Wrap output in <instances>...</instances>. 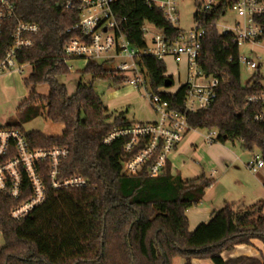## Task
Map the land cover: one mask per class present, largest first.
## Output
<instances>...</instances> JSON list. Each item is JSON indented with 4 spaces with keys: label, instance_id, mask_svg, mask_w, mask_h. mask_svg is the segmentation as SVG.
I'll return each mask as SVG.
<instances>
[{
    "label": "trees",
    "instance_id": "1",
    "mask_svg": "<svg viewBox=\"0 0 264 264\" xmlns=\"http://www.w3.org/2000/svg\"><path fill=\"white\" fill-rule=\"evenodd\" d=\"M10 1L19 20L40 29L34 45L18 59L20 65L32 68L24 79L31 93L21 107L41 105L47 120L64 126L60 137L39 132L25 137L34 149H67L64 175H82L92 188L53 192L46 203L19 221L10 217L16 202L0 193V233L4 240L0 264H173L175 259H182L185 264H193L194 260L264 264V258L225 261L222 257L238 246H250L255 240L264 245V202L242 210L227 204L190 232L186 212L201 204L213 180L202 175L183 181L172 175L170 164L157 178H150L146 171L135 176L123 174L125 142L106 145L104 139L114 129L134 123L124 114L111 121L93 83L80 81L75 94L70 96L66 86L58 82V78L70 75L64 65L63 50L75 38L74 33L67 31L80 21L78 9L66 11L57 0ZM195 1V23L205 30L198 63L205 75L219 81V86L216 102L206 110L188 113V123L193 131H217L215 144L239 142L244 151L257 150L264 161V123L255 122L256 110L246 107L251 88L241 84L239 48L232 34H221L217 28L220 18L236 0H216V6L208 12H201V0ZM114 11L119 19L126 20L127 40L140 50L146 48L142 34L145 23L172 39L181 32L144 0H119ZM255 21L264 29V17ZM11 44L12 30L7 29L0 38V58ZM137 64L150 92L156 94L167 80L172 82L165 77L167 68L163 61L143 57ZM81 74L93 80L109 77L118 85L126 84L119 73L108 70L106 65L88 63ZM44 84L50 88L47 97L35 92L36 87ZM185 95V90L180 89L163 98L173 110L184 113ZM5 127L24 134L20 125Z\"/></svg>",
    "mask_w": 264,
    "mask_h": 264
},
{
    "label": "built area",
    "instance_id": "2",
    "mask_svg": "<svg viewBox=\"0 0 264 264\" xmlns=\"http://www.w3.org/2000/svg\"><path fill=\"white\" fill-rule=\"evenodd\" d=\"M66 11L78 9L80 21L67 33L75 34L64 48L65 67L71 61L85 60L97 65H109L116 60L121 63L116 71L123 78L131 73V79H124L126 85L143 89L157 120L151 123H137L131 127L114 129L104 144L124 141L125 160L123 174L135 176L144 171L150 178L164 174L169 158L193 131L187 119L188 113L210 108L217 100L219 81L205 75L198 63L201 55V40L205 34L200 23L188 33L182 31L172 39L155 26L145 23L142 34L146 48L140 50L131 45L124 33L125 19H119L114 7L119 0H57ZM149 8L160 11L165 21L177 28L179 22L178 0H144ZM216 0H201V12H208L216 6ZM230 11L237 14L240 22L234 27H223L221 34H232L234 43L240 48L254 44L264 48V29L255 21L264 17V2L259 0H236ZM7 29L12 30V44L0 58V79L7 74L22 76L29 65H20L19 56L34 45L40 29L35 24L19 20L15 5L10 0H0V38ZM152 37V45L147 39ZM143 57H154L159 61L171 59L177 65L186 60V78L180 89L185 90L184 113L173 110L163 95H175L170 88H161L158 93L150 92L148 82L137 61ZM254 72L247 83L251 92L246 98V107H253V120L264 123V75L260 74L262 63L252 59H239ZM167 74V73H166ZM166 77V75H165ZM217 131H211L206 138L210 146L215 144ZM65 148L34 149L25 134L15 128L0 127V193L16 202L10 211L11 219L19 221L28 217L42 206L53 192H70L92 188L90 181L82 175H64V164L68 158ZM253 173L264 169L261 156L248 164Z\"/></svg>",
    "mask_w": 264,
    "mask_h": 264
},
{
    "label": "rangeland",
    "instance_id": "3",
    "mask_svg": "<svg viewBox=\"0 0 264 264\" xmlns=\"http://www.w3.org/2000/svg\"><path fill=\"white\" fill-rule=\"evenodd\" d=\"M177 10L179 22L177 28L183 33H188L196 26L194 16L198 11L195 0H178ZM241 20L236 13L227 11L217 23V28L222 33L223 27H234ZM148 45H152V37L147 39ZM239 54L242 58L252 59L257 63H262L260 74L264 75V48L254 44H246L239 48ZM127 60H116L110 63L107 69L113 71ZM87 65L85 60L71 61L69 66L72 67L70 75L58 78L61 85L66 86L70 96L76 92L77 85L80 81L84 84L93 83L94 92L102 97L105 107L108 109V115L111 121L124 114L129 122H145L152 121L156 118L149 102L143 97L142 88L134 90L126 84L118 85L112 78L93 80L91 76H83L81 73ZM241 68V84L245 86L254 76V72L249 68L240 64ZM169 74L174 73V68L170 62H167ZM32 68L26 67L22 76L18 74H7L0 79V127L7 125H20L24 134L39 132L47 137H60L63 134L64 126L62 124H54L46 119L44 115V107L33 104L22 106L31 90L24 85V79L31 74ZM114 74V73H113ZM183 76V75H182ZM131 73L123 75V79H131ZM183 78V77H182ZM175 87L179 85L178 78L175 79ZM173 88V87H172ZM49 86L44 84L35 88L36 94L47 97L49 94ZM207 130L191 131L182 145L185 146L184 151L174 160V173L184 180H192L205 175L208 179L213 180L211 192H208L206 203L220 199L221 196H230L233 200L243 201L248 204L256 203L255 191L259 186L257 180L258 174L253 173L248 168V164L252 162L259 152L244 151L239 142H228L227 148L238 156L237 161L230 167L228 173L221 170V165L207 153L210 145L206 141L209 135ZM264 171V169L262 170ZM260 170L259 174L262 172ZM237 182V185H236ZM264 189V188H263ZM263 191V190H261ZM264 200V193L263 197ZM237 209V208H236ZM4 247V240L0 233V250Z\"/></svg>",
    "mask_w": 264,
    "mask_h": 264
},
{
    "label": "crops",
    "instance_id": "4",
    "mask_svg": "<svg viewBox=\"0 0 264 264\" xmlns=\"http://www.w3.org/2000/svg\"><path fill=\"white\" fill-rule=\"evenodd\" d=\"M167 62H170L172 64L173 68L175 69L173 74H169L168 69H167L166 77L171 78L173 81V86H172L173 88H171L169 91L176 93L186 78V60H183V62L180 65H177L176 63H174L173 60L167 59L165 61L166 68H167ZM176 78H178V80H179V85L177 88L175 87V83H176L175 79ZM134 90H136V89H134ZM156 120H157V118H154V120H152V121L132 122V123H134V124L151 123V122H155ZM182 143L175 150V152L171 155V157L169 158V161H168V164H170V166H171L173 176H175V174H176V173H174V160H176L177 157L179 155H181V153L184 151V148H185V146L182 145ZM227 144H228V142H226L225 144H214V145L210 146L209 149H207V153L212 157L213 160L216 161V163L221 165L220 166L221 170L224 173H228L230 167L233 166L234 163L238 159V156H236L234 152L229 151V149L227 148ZM259 172L256 173V174H258L257 180L259 181V186L257 188H255L256 189L255 191H253L256 193V199H257V200H255L256 203L248 204V203L243 202V201H236V200H233V198H231L230 196L228 197L226 195L221 196L220 199L213 200L211 203H206V197L208 196V192H211V189H209L207 191L203 201L201 202V204L197 207L189 209L186 212V215H187V218L189 221V231L193 232L196 230V228L199 225L208 222L214 211H218V210L222 209L227 204L232 205L239 210H242L244 208L251 207V206H253L259 202H264V200L261 198V197H263V193H264V189H263L264 188V171H262L261 174H259ZM181 179L183 181H186L183 178H181ZM236 185H237V182H236ZM261 190H263V191H261ZM222 257L225 261L235 259V258H240V257L264 258V245L262 242L255 240L252 242V244L250 246H238L233 251L224 253L222 255ZM173 264H185V261L182 259H175ZM193 264H212V262L208 261V260H205V261L194 260Z\"/></svg>",
    "mask_w": 264,
    "mask_h": 264
},
{
    "label": "water",
    "instance_id": "5",
    "mask_svg": "<svg viewBox=\"0 0 264 264\" xmlns=\"http://www.w3.org/2000/svg\"><path fill=\"white\" fill-rule=\"evenodd\" d=\"M171 86H172V82L167 80L165 83V87L170 88Z\"/></svg>",
    "mask_w": 264,
    "mask_h": 264
}]
</instances>
